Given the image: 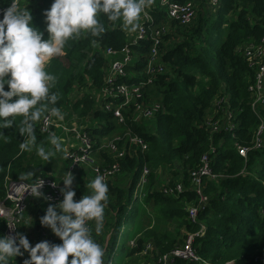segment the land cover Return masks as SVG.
Segmentation results:
<instances>
[{"label": "trees", "instance_id": "obj_1", "mask_svg": "<svg viewBox=\"0 0 264 264\" xmlns=\"http://www.w3.org/2000/svg\"><path fill=\"white\" fill-rule=\"evenodd\" d=\"M176 1L194 3L196 14L189 25L171 20L165 8L153 1L147 6L153 22L142 17L138 22L146 27L148 35L162 26L170 29L158 51L157 64L162 74L144 86L147 99L160 100L166 106V111L154 118L136 120L134 111L125 109V122L120 123L105 109L103 90L111 64L122 57L121 50L129 47L135 58L128 67V81L140 84L147 78L143 73L153 42L150 37L138 39L139 28L128 31L120 21L111 22L101 16L104 33L98 37L82 33L68 41L63 54L46 65V71L56 76L52 91L59 96L55 106L63 113L64 123L86 127L97 166L108 168L116 161L120 163V171L106 181L108 203L99 234L90 221L93 238L104 249V264H148L183 245L187 235L184 237L183 231L198 233L204 227L205 234L196 238L202 261L177 264H264V134L257 137L264 122V106L259 114L252 109L255 72L243 53L246 43H258L264 38V0H221L216 8L208 9L209 0ZM52 2L44 0L34 13L30 11L40 31L46 28L44 11ZM10 3L11 0H0L2 7ZM109 49L117 54L108 55ZM48 113L45 111L35 122L36 146L46 151L52 148L50 134L41 129ZM228 114L231 120L225 123H232L233 128L212 133L214 123ZM20 121L17 117L12 128L0 129L5 134L0 136V202L6 198L7 179L32 183L38 177H47L63 184L61 180L71 166V160L66 158L71 148H65L68 144L63 141V150L49 162L36 155L35 147L22 150ZM51 129L55 136L66 138L61 129ZM129 132L144 141L145 151L130 143L126 136ZM117 137L123 138L120 149H126L118 160L106 148ZM258 139L261 149H256ZM239 149L249 151L247 160ZM208 154L214 158L211 167L215 177L205 180L209 202L197 222H192L188 207L197 204L198 196L189 176L199 168L202 156ZM145 165L150 175L148 183L141 187ZM29 172L33 175L22 179ZM73 174L74 200L78 201L91 194L89 185L96 176L88 166L77 168ZM177 184L183 185V193H164L165 187ZM33 201L48 204L43 199L28 203L20 234L25 235V217L33 215ZM3 226L0 219L2 236ZM36 227H42L40 221ZM25 236L31 246L40 242ZM45 239L62 243L50 234ZM23 261L13 257L8 264Z\"/></svg>", "mask_w": 264, "mask_h": 264}, {"label": "clouds", "instance_id": "obj_2", "mask_svg": "<svg viewBox=\"0 0 264 264\" xmlns=\"http://www.w3.org/2000/svg\"><path fill=\"white\" fill-rule=\"evenodd\" d=\"M149 3L150 0H53L44 11L45 39L44 31L34 26L30 11L18 8L15 0H11L0 18V129L12 128L20 117L18 133L24 137L20 148L31 151L35 147L36 155L49 162L63 150L62 138L51 135L52 148L47 151L36 146L35 122L45 111L59 120L63 119V113L55 106L59 96L52 91L56 76L46 71V64L63 54L67 42L82 33L93 37L104 33L101 16L111 22L120 21L128 31H136ZM3 135L0 131V136ZM32 175L29 172L22 179ZM74 179L73 173L66 172L60 188L63 199L49 204L40 217V224L62 243L44 240L31 246L23 234L0 235V264H8L9 258L23 256L25 252L28 258L23 264H104V249L93 238L88 222L95 223L97 234L102 231L108 185L102 176H96L89 185L91 194L77 201L72 187ZM43 183L40 179L30 187L24 186L25 191L47 200L40 190Z\"/></svg>", "mask_w": 264, "mask_h": 264}, {"label": "built area", "instance_id": "obj_3", "mask_svg": "<svg viewBox=\"0 0 264 264\" xmlns=\"http://www.w3.org/2000/svg\"><path fill=\"white\" fill-rule=\"evenodd\" d=\"M153 0H150V3ZM162 8H165L169 18L180 25H189L196 14V8L193 2L180 3L176 0H157ZM18 8L29 10L34 13L42 5L44 0H15ZM221 0H209L208 8H216ZM149 3V4H150ZM11 4V3H10ZM0 6V18H2V11L10 6ZM149 4L147 6H149ZM27 8V9H26ZM142 19L147 22H153V18L150 15L148 8H145L144 13L141 15ZM169 28L162 26L155 28L150 35L144 25L139 27L138 39L151 38L153 46L151 48V54L146 63L143 75H146V79L141 81L140 84L131 83L128 81L130 74L128 73V67L134 64V56L132 50L129 47L121 50V59L113 62L110 67L109 74L106 79V85L103 93L106 99L105 109L111 112L113 116L119 120L120 123L125 122V115L123 110L132 109L134 111L136 120L154 118L158 113L165 112L166 106L160 100H149L145 97L144 86L152 84L157 75L162 74V67L157 64L158 51L162 44L163 36L169 33ZM243 53L249 64V67L255 72L254 83L251 87V91L254 93L253 102L251 104L254 112L259 114V110L264 106V38L260 42H249L244 45ZM108 55H116L117 52L109 49ZM47 65V64H46ZM142 75V76H143ZM136 76V75H135ZM137 77V76H136ZM117 107H113L117 104ZM221 105L220 102L217 103ZM224 112V109H222ZM231 114H228L224 121H217L214 123L215 126L212 133L221 130L220 132L232 129V123L226 121L231 120ZM64 118L59 120L55 117L47 116L42 122V131L51 135H54L51 128L55 127L61 129L65 134L66 138L62 139L63 142L68 144V138H72L73 143L70 145V150L66 153V158L71 160V166L69 172L74 171L81 166H88L93 169L95 176H102L106 182L109 177L120 171V163L116 161L111 167L101 168L96 165V157L94 155V144L86 130V127L80 126L77 123L67 125L64 123ZM264 134V122L261 124L257 137H261ZM131 144L139 145L142 151L147 149V145L142 139L136 135H132L129 132L126 135ZM123 140L121 137L115 138L113 141L106 145V148L113 154L116 160L123 158L126 154V149H120L119 143ZM256 149H261V141L258 139ZM247 149H239V153L246 160L248 158ZM214 160L210 154L204 155L201 158L199 168L190 172L189 179L192 184L193 190L198 196V202L196 205L188 207L189 219L192 222H197L200 212L206 210L209 202V196L205 193V180L207 178L214 179L212 173L211 163ZM150 175V169L145 165L143 168L142 176L139 182V186L143 187L148 183V177ZM43 180V187L40 189L45 197L35 198L30 195V190L25 191L24 186H32ZM56 184L54 187L53 184ZM63 184L57 181L47 178L38 177L34 182L29 183L26 181H13L7 179L6 182V198L0 202V219L4 224L3 236H15L20 233V227L23 223L24 214L27 211L28 203L34 199H43L48 204H57L63 199L60 192V188ZM25 191V192H24ZM167 195H179L184 192L182 184L175 186H168L163 189ZM90 227V222H88ZM205 234L204 227L198 233H187L185 242L183 245L176 247L172 252L159 257L157 261L151 262L150 264H177L179 261L188 263L201 262L202 259L197 253L196 238L202 237ZM31 245V244H30ZM133 245V242H132ZM23 251V249H22ZM21 260L28 258V253H24L23 256H17ZM16 257V258H17ZM104 260V257H103Z\"/></svg>", "mask_w": 264, "mask_h": 264}, {"label": "crops", "instance_id": "obj_4", "mask_svg": "<svg viewBox=\"0 0 264 264\" xmlns=\"http://www.w3.org/2000/svg\"><path fill=\"white\" fill-rule=\"evenodd\" d=\"M32 203H34L33 206L31 205L33 208L31 209L33 215L29 216L28 218L25 217L22 233H25V235L29 236L32 240L37 239L38 241L46 240L45 237L49 234L53 236V238H58L51 232L49 228L44 226L40 228L36 227V224H38V221H40V217L45 214V209L49 205L42 201H33Z\"/></svg>", "mask_w": 264, "mask_h": 264}, {"label": "rangeland", "instance_id": "obj_5", "mask_svg": "<svg viewBox=\"0 0 264 264\" xmlns=\"http://www.w3.org/2000/svg\"><path fill=\"white\" fill-rule=\"evenodd\" d=\"M153 2H158L157 0H153ZM155 4V3H154ZM207 9H208V3L206 5ZM80 94L79 93H76V96H79ZM224 121V119L222 120V122ZM73 143V140L72 138H68V145H64L65 148L69 147L71 144ZM25 222V221H24ZM184 233V237L185 235L188 233L187 231H183ZM151 262H149L148 264H150ZM142 264H146L145 262H143Z\"/></svg>", "mask_w": 264, "mask_h": 264}, {"label": "bare ground", "instance_id": "obj_6", "mask_svg": "<svg viewBox=\"0 0 264 264\" xmlns=\"http://www.w3.org/2000/svg\"><path fill=\"white\" fill-rule=\"evenodd\" d=\"M159 259V258H158Z\"/></svg>", "mask_w": 264, "mask_h": 264}]
</instances>
